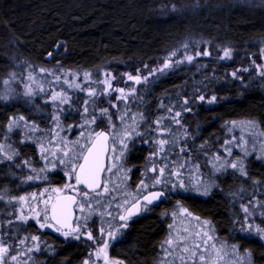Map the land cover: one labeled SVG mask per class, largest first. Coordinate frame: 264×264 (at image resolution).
Segmentation results:
<instances>
[{
	"label": "trees",
	"instance_id": "obj_1",
	"mask_svg": "<svg viewBox=\"0 0 264 264\" xmlns=\"http://www.w3.org/2000/svg\"><path fill=\"white\" fill-rule=\"evenodd\" d=\"M184 43L189 45L187 50ZM226 47L233 49L232 59H219ZM261 48L264 0H0V94L8 73L19 72L26 64L37 68L60 64L91 74L109 72L115 77L111 80L114 87H125V73L135 75L139 69L143 75L147 72L144 65L156 68L172 51L194 55L207 49L210 56L194 57L191 63L185 60L137 86L138 94L142 90L143 95L140 109L149 119L161 114V103L179 109L182 100L188 99L192 111L182 112L179 119L187 134L195 137L193 153L217 147L231 121L253 120L264 132V79L250 72L252 61L260 64ZM244 68L249 71L243 72ZM233 72L243 79L233 78ZM201 94L204 101L195 99ZM213 95L216 100L208 103ZM13 96L7 102L0 100V137L10 116L39 117L34 114L35 102ZM36 102L39 104L38 99ZM44 114L42 126H46L49 111ZM11 135L21 157L37 164L35 146L21 145L19 136ZM148 152L147 146L136 145L127 164L140 168ZM246 166L247 178L228 172L217 179L218 188L205 199L179 194L176 200L207 220L219 237L237 243L240 250H250L254 264H264V242L238 231V203L248 200L254 191L258 199L264 196V189L252 186L253 181L264 185V159L250 157ZM26 171L0 164V192L9 189L20 194ZM138 171L135 169V175ZM51 177L54 185L62 184L61 173ZM0 206V224L8 226L11 206L5 201ZM15 223L20 236L38 235L52 246L51 255L40 260L43 264H81L87 253V244L41 233L35 222ZM165 223L160 212H155L130 225L125 241L113 251L115 256L128 264H150L157 258Z\"/></svg>",
	"mask_w": 264,
	"mask_h": 264
},
{
	"label": "snow or ice",
	"instance_id": "obj_2",
	"mask_svg": "<svg viewBox=\"0 0 264 264\" xmlns=\"http://www.w3.org/2000/svg\"><path fill=\"white\" fill-rule=\"evenodd\" d=\"M183 48L187 50L188 43H184ZM232 52V48L226 47L218 58L232 59ZM201 55L210 56L211 53L207 49L196 51L194 55H188L187 51L178 55L177 51H172L158 67L144 65L147 72L143 75L139 69L135 75L125 73V87H114L111 80L115 77L109 72H104L103 79L98 81L91 80V73L88 72L81 78L79 73L37 68L28 64L19 72L13 70L8 73L3 80L4 92L0 94V100L9 101L16 93V88L22 86L23 96L30 100L41 96L45 104L51 105L48 115L50 124L43 129L35 120L26 121L23 115L10 116L6 130L0 137L3 140L0 142V164L12 169L26 168L22 184H33L36 187L50 184V173L57 168L67 180L61 186L43 187L41 192L13 194L11 190L4 189L0 193V201H5L7 197L5 203L11 206L8 226L0 224V264H29L31 254L40 251V236L18 234V224L15 222L27 223L29 220H34L40 229H54L65 239L71 237L78 241H93V252L89 253V258L83 264H123L122 261L110 258L109 240H116L117 234L122 235L121 229L128 228L133 216L147 211L149 205L180 190H194L202 196H208L213 188H218L211 178L204 179L199 154L193 159L186 148L188 134L179 118L182 112L192 111L188 99L182 100L179 109L175 105L165 107L161 103L167 115H158L154 120H149L140 109L142 90L139 94L137 91V86L149 83V78L156 73L165 74V70L171 69L173 64L179 65L185 60L191 63L194 57ZM173 57L176 59L173 60ZM260 58H264V48L260 49ZM252 64L258 75L264 78V64H256L255 61ZM242 71L248 72L249 69L244 68ZM231 75L243 79L237 72ZM128 81L132 83L129 85ZM97 83L102 87L93 86ZM110 90L117 93L113 100L124 102L122 108H117L116 104L109 101V106L116 109L112 112L109 108H98L96 99L107 95ZM76 92H83L87 97L79 106L73 100ZM195 99L204 101L205 96L201 94ZM215 100L216 96L213 95L208 103ZM130 105H135L137 110L132 111ZM33 107L39 111V106L34 104ZM73 111L79 114V123L65 127L61 117L67 119ZM237 126L241 134L231 135L222 142L223 154L217 152L205 160V167L213 176L231 169L234 174L247 178V157L255 153L256 159H264V139H257L258 136H264V133L256 132L257 122L243 121L237 125L236 121H231L228 131L232 132ZM74 128L76 138L70 140L67 137ZM244 129L248 130V138H245ZM15 132L22 133L18 137L21 145L36 146L39 167L21 157L19 147L12 142L11 134ZM138 143L150 145V153L144 169L145 175L132 192L124 183L130 179L128 173L131 172L127 167V155ZM204 154L207 155V150ZM113 177L117 178V182L113 181ZM252 186L254 189H264L259 181H253ZM239 191L242 193L243 189ZM117 193L120 194L119 198ZM255 196L254 191L248 197L247 204L240 205L243 217L237 221L238 231L247 237H258L264 241V196L254 199ZM113 202L115 216L112 211H108L113 207ZM180 210L192 216L186 208L181 207ZM257 214L261 218L259 224L254 223ZM96 215H107L112 220L118 219L120 223L109 222L110 227H101L99 238H95L89 230V220ZM175 216L176 213H172L173 219ZM194 219L198 222L196 229L184 228L169 234V238L161 245L163 258L160 264H253L250 250L245 249L243 257H239L240 247L237 243L230 244L221 240L212 234L211 229L203 230L200 218ZM203 223L207 224V221ZM168 227L173 229L174 226L170 223Z\"/></svg>",
	"mask_w": 264,
	"mask_h": 264
},
{
	"label": "rangeland",
	"instance_id": "obj_3",
	"mask_svg": "<svg viewBox=\"0 0 264 264\" xmlns=\"http://www.w3.org/2000/svg\"><path fill=\"white\" fill-rule=\"evenodd\" d=\"M257 3H258V2H257ZM257 6H258V5H257ZM199 57H200V56H199ZM52 58H53V56H50V59H49L50 62H51ZM256 64H257V63H256ZM260 64H264V58H260ZM174 65H176V64H173V65H172V68L174 67ZM44 68H46V69H50V70H58V69H59V70H63L64 72L72 73V74L79 73L80 76H81V78L83 77V74L85 73L84 71H74V70H70V69H65V68H63L60 64H54V65H50L49 67H44ZM250 69H251V70H250L251 73H252V70L255 71V69H254V65H252ZM166 70H167V69H166ZM88 73H90V72H88ZM103 73H104V71H99V72H97V73H95V74H91L90 79L93 80V81H98V80H100V79H103ZM255 76H256L257 79H259V80L264 79V78H261V77L258 75V73H257L256 71H255ZM111 83H112V81H111ZM93 86H94V87H102V85H99L98 83H97V84H94ZM22 92H23V88H22V86H21V87H17V88H16V93L13 94V95H14V96H13V99L24 98V99H27V101H31L32 103L35 102V105L39 106V111L35 110V111H34V114L39 115V117L36 118V120H35V119H33V120H35V122H36L37 124H39L41 128L46 129L47 126L50 124V121L47 120V122H45V125H46V126H42L41 123H40V122H41L40 119H44V117H45V116H44V115H45L44 112H45L46 109L49 111V113L51 112V105H49V104H45L41 96H37V97H35V98H33V99L30 100V98L23 96V95L21 94ZM116 95H117V93H115L114 90H110L109 93H108L107 95H105V96H98V97L96 98V99H97V102H98V103H97V107H98V108H101V107L109 108V111H110V112L115 111L116 109L111 108V107L109 106V103H108L109 101H112V103H114V104L117 105V108H122V107H123V103H124L123 101H116V100H113V97L116 96ZM110 96H111V97H110ZM77 98H79V99H77ZM37 99H38V101H39V104H38V102H36ZM84 99H87V97H86V94L83 93V92H76L75 95H73V100H75V101L77 102V103H76V106H79V105L82 103V101H83ZM32 105H34V103H33ZM65 107H67V106H65ZM130 107H131L132 111H136V110H137L135 105H130ZM160 112H161V114L156 113V115L153 116L151 119H149L148 117H147V118H148L149 120H154L158 115H167V114L165 113L164 109H161ZM69 118H70V120L67 121V119H69ZM25 119H26V118H25ZM38 119H39V120H38ZM61 119H62V121H63V123H64V126L67 127V126L70 125V124H77V123H79V114H78L76 111H73L71 115H68V118H67V119H64V117H61ZM33 120H28V119H26V121H29V122H31V121H33ZM45 120H46V119H45ZM243 121H253V120H238V121H236V122H237V125H239V123H240V122H243ZM114 122H115V118H114ZM98 123H99V121H98ZM165 123H167V120H165ZM228 126H229V123H227V124L225 125V134H224V137L222 138V140L219 141L218 146L215 147L214 149H209V150H207V155L204 154L205 151L202 152V151L198 150L199 152L196 151L197 153H193V152L191 151L192 147L195 145V144H193V142H194V140H195V137H194V136H193V137H190V136L188 135V139H187V142H186V148H187V150H188L189 152H191L193 159H196V158H197V155L199 154L200 170L204 173V179L207 180V179L211 178L212 180L215 181V184H216V185H218V182H217V179H218V178H220V177H222V176H225V174H227L228 172H232L233 174H234V172H233V170L228 169L226 172L218 173V174H216L215 176H213V175L208 171V168L205 167V160H206V159H210V158H211V155L214 154V153L219 152V153L223 154V146H222V142L225 141L226 139H228L231 135H239V134H241V129L239 128V126H237L235 129H233L232 132H229V131H228ZM184 129H185V127H184ZM243 131H244V134H245V138H248V130H247V129H244ZM256 132H257V133H264V132L260 129L259 126L257 127ZM75 133H76V129L74 128V129L72 130V133L69 134L67 138L70 139V140L75 139V138H76ZM14 134H17V135L19 136V135H21L22 133H21V132H15ZM61 134H63V133H61ZM257 139H264V136H258ZM19 141H20V140H19ZM188 141L191 143V145H188ZM181 142L184 143L183 139L181 140ZM192 144H193V145H192ZM137 145H145V144L138 143ZM145 146L148 147V151H149V152H148V153L146 154V156L144 157V160H143V163H142L141 167H140V168H136V167H134V166H132V165H130V164H127V167L131 169V172L128 173V175L130 176V179L127 180V181H125L124 183L126 184L128 190H129V191H132V192H134V191L136 190V186L139 184L140 180H141V179L143 178V176L145 175L144 169H145V167H146V165H147V162H148V157H149V153H150V145H145ZM189 146H191V148H190ZM35 148H36V146H35ZM130 148H131V146H130ZM36 151H37V161H36L37 164H35V165H36L37 167H39V166H40V160H39V153H38L37 148H36ZM130 152H131V151H130ZM130 152L128 153L127 158L129 157ZM194 156H195V157H194ZM233 156H234V157L236 156V152H235V151L233 152ZM255 156H256V154L254 153L253 155H250L249 157H247V159L245 160V164L247 165V163H248V159H249L250 157H254V158H255ZM246 167H247V166H246ZM135 169H139V171L136 173V175H135V173H134ZM55 173H57V174H58V173H61V174H62V176H63V182H62L61 185H63V184L66 182L67 178L64 177L63 173L59 170V168H57L56 171L50 173V184L45 183V184H43L42 187H36V186L33 185V184H28V183H23V184H22V183H21V184H22V187H24V189H23V190H19L18 193H20V194H26V192H31V191L41 192V191H43V187H49V186H51V187H57V186H61V185H54V184L52 183V181H51V179H52L51 175H52V174H55ZM234 175H239V174H234ZM120 179H121V180L123 179L122 174L120 175ZM113 181H114V182H117V178H116V177H113ZM26 184H27L28 186H25ZM109 186L111 187V185H109ZM214 189H215V188H213V190H214ZM213 190H212V191H213ZM212 191H211V192H212ZM0 193H3V191H1ZM174 194H176V195H178V194H182V195H194V196H198V197H200V198H204V199H205V198H207L211 193H210L208 196H202V195L198 194V193H197L196 191H194V190H190V191H183V190H180V191H178V192H176V193H173L172 195H174ZM117 197H118V198L120 197V194H119V193H117ZM254 199H258V198H257V197H254ZM6 200H7V197H5V201H6ZM247 202H248V200H243V201H240V202L238 203V209H239V217H240V219L243 217V212H242V209H241L240 205H241L242 203H243V204H247ZM181 207L184 208V206L180 205V203H172V204L169 206V209H168L166 215L163 214L162 217L166 220V224H167V226H166V231H165V235H164V237H163V243H164V241H165L166 239L169 238V234H170V233L175 234V232H177V231H182L184 228H189L190 230H194V229H196V228L198 227V222L194 219V217H197V216L194 215L193 213H191V212L186 208V209L188 210V212H190V213L192 214V216H190V217L187 216L186 214H184V213L181 212V210H180ZM0 209H2L1 206H0ZM108 211H112L113 216H115V214H116L115 202H113V207H112L111 209H108ZM172 213H176L175 219H173V217H172ZM199 218H200V217H199ZM260 219H261V218H260L259 215L257 214V218H256V220L254 221V223L259 224V223H260ZM30 221L35 222L34 220H29L28 222H30ZM102 221H103V223H101ZM205 221H207V220H204V219H201V218H200V222H199V223H200V225L203 226V230L207 231V230L211 229L212 234H214L215 236L219 237V236L217 235V233L215 232L214 228L211 226V224H210L208 221H207V224H204V223H203V222H205ZM28 222H27V223H24V224H28ZM109 222H111V224L120 223V222L118 221V219H117V220H112V217L107 216V215H105V216H103V217H101V216H99V215L93 216V217H91L90 220H89V230L92 231L93 236H94L95 238H99V236H100V228H101V227H104L105 229L109 228V227H110V223H109ZM170 223L173 224V226H174L173 229H169L168 225H169ZM36 225H37V224H36ZM262 226H264V225H262ZM37 227L39 228V225H37ZM122 230H123V229H121V233H122ZM39 231H40L41 233H46V234L49 233V234H55V235H59V236H61L60 233L56 232L54 229H40V228H39ZM120 236H121V234H117V238H116V240H109V245H111L112 243H116V241H118V240L120 239ZM61 237L63 238V236H61ZM70 238H71V237H70ZM219 238H220L221 240H224V239L221 238V237H219ZM257 238H258V237H257ZM258 239H259V238H258ZM81 241L85 242L84 239H82ZM224 241H226V240H224ZM227 242H228V241H227ZM262 242H264V241H262ZM29 243H31V242H29ZM86 243H89V249H88L87 253L85 254V257H84V259L82 260L81 264H83L84 260H86V259L89 258V253H90V252H93V247H92V246H93V243H94V242H93V241H87ZM163 243H162V244H163ZM39 247H40V251H39V252H34V253L31 254V256L28 258V259H29V264H40V263L43 264L42 261H40V260H41L42 258H46L47 256L51 255V253H52V249H51L52 246L49 245L46 241L42 240L41 237H40V241H39ZM109 248H110V247H109ZM160 248H161V247H160ZM238 255H239V257H243V255H244V250H240L239 253H238ZM162 258H163V252H161L160 255H159V259L161 260ZM253 264H254V263H253Z\"/></svg>",
	"mask_w": 264,
	"mask_h": 264
},
{
	"label": "flooded vegetation",
	"instance_id": "obj_4",
	"mask_svg": "<svg viewBox=\"0 0 264 264\" xmlns=\"http://www.w3.org/2000/svg\"><path fill=\"white\" fill-rule=\"evenodd\" d=\"M179 195V194H178ZM176 194H174V195H171V196H169L168 198H165L164 199V201H162L161 203H159V204H156V205H154V206H148V210L147 211H141V214L138 216V217H135V218H132L130 221H129V226H128V228L127 229H123L122 230V235L120 236V239L118 240V241H116V243H112L111 245H110V248H109V256H110V258L112 259V260H119V261H122L123 262V264H128L124 259H122V258H119V257H117V256H115V254H114V249H115V247H117L120 243H122V242H124L125 241V237H126V233L128 232V230H129V227H130V225H133L134 223H136L137 221H139L140 219H142V218H144V217H146V216H149L150 214H152V213H155V212H160V214L163 216V214H165L166 215V211H168V210H166L167 208L169 209V206L172 204V203H180V202H178L177 200H176ZM182 196V195H181ZM185 196V195H184ZM180 205H182V204H180ZM183 206V205H182ZM184 208H186V207H184ZM163 218V217H162ZM166 226H167V224L165 223V231H166ZM53 235H55V234H53ZM164 235H165V233H164ZM164 235H163V237H164ZM60 239H62V241H71V243H75V242H82V243H84V244H87L88 245V249H89V243H86V242H83V241H81V240H74V239H72V238H67V239H65L64 237L62 238L61 236H59V235H57ZM162 243H163V238L160 240V245H159V247H158V255H157V258L155 259V260H152V262L150 263V264H160V259H159V255H160V253L162 252V250H161V245H162ZM88 251V250H87Z\"/></svg>",
	"mask_w": 264,
	"mask_h": 264
},
{
	"label": "water",
	"instance_id": "obj_5",
	"mask_svg": "<svg viewBox=\"0 0 264 264\" xmlns=\"http://www.w3.org/2000/svg\"><path fill=\"white\" fill-rule=\"evenodd\" d=\"M164 199H165V198H162L160 201H156V202H154V204L149 205V206H154V205H156V204H159V203H161L162 201H164ZM140 214H141V212L139 213V215H140ZM139 215L133 216L132 218L138 217ZM132 218H131V219H132Z\"/></svg>",
	"mask_w": 264,
	"mask_h": 264
}]
</instances>
